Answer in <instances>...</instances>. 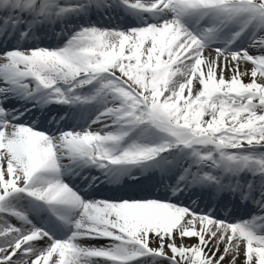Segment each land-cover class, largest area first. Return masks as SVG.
Instances as JSON below:
<instances>
[{
  "label": "snow or ice",
  "instance_id": "6c2138e0",
  "mask_svg": "<svg viewBox=\"0 0 264 264\" xmlns=\"http://www.w3.org/2000/svg\"><path fill=\"white\" fill-rule=\"evenodd\" d=\"M0 264H264V0H0Z\"/></svg>",
  "mask_w": 264,
  "mask_h": 264
}]
</instances>
